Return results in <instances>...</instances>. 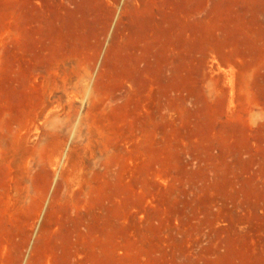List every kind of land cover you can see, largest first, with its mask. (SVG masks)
Segmentation results:
<instances>
[{
	"label": "rangeland",
	"instance_id": "374dc122",
	"mask_svg": "<svg viewBox=\"0 0 264 264\" xmlns=\"http://www.w3.org/2000/svg\"><path fill=\"white\" fill-rule=\"evenodd\" d=\"M0 264H264V0H0Z\"/></svg>",
	"mask_w": 264,
	"mask_h": 264
}]
</instances>
